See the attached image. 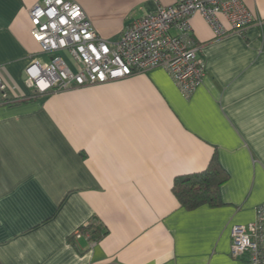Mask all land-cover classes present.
Returning a JSON list of instances; mask_svg holds the SVG:
<instances>
[{
	"label": "crops",
	"instance_id": "0c3cea01",
	"mask_svg": "<svg viewBox=\"0 0 264 264\" xmlns=\"http://www.w3.org/2000/svg\"><path fill=\"white\" fill-rule=\"evenodd\" d=\"M40 1L0 0V75L14 99L34 94L31 61L51 59L30 33ZM72 1L116 42L177 0ZM243 2L255 22L222 38L191 18L206 73L190 97L154 68L0 106V264H248L231 256V232L264 204V0ZM215 157L223 204L186 209L176 178ZM89 225L107 234L76 237Z\"/></svg>",
	"mask_w": 264,
	"mask_h": 264
},
{
	"label": "built area",
	"instance_id": "2783aa9c",
	"mask_svg": "<svg viewBox=\"0 0 264 264\" xmlns=\"http://www.w3.org/2000/svg\"><path fill=\"white\" fill-rule=\"evenodd\" d=\"M195 14L205 19L216 38L241 32L256 20L243 0H177L172 6L160 5L156 11L134 20L112 42L98 34L79 4L72 0H41L29 11L30 33L51 59L45 63L32 60L25 69L27 82L33 92L49 95L163 68L182 94L190 97L206 73L191 25ZM62 53L72 59L73 67ZM14 100L0 75V106ZM81 234L78 231L76 237ZM231 237L233 258L264 264V204L256 209L255 221L235 225Z\"/></svg>",
	"mask_w": 264,
	"mask_h": 264
},
{
	"label": "trees",
	"instance_id": "16d2710c",
	"mask_svg": "<svg viewBox=\"0 0 264 264\" xmlns=\"http://www.w3.org/2000/svg\"><path fill=\"white\" fill-rule=\"evenodd\" d=\"M52 94L54 92L49 95H39L34 92L30 97L15 99L9 105ZM227 179L228 174L215 157L211 160L205 171L177 177L173 191L181 205L189 210L196 209L202 205L221 206L223 202L220 196V188ZM80 230L81 233L88 232L90 239L94 241L101 240L107 234L106 231L97 226L92 227L89 225Z\"/></svg>",
	"mask_w": 264,
	"mask_h": 264
},
{
	"label": "rangeland",
	"instance_id": "374dc122",
	"mask_svg": "<svg viewBox=\"0 0 264 264\" xmlns=\"http://www.w3.org/2000/svg\"><path fill=\"white\" fill-rule=\"evenodd\" d=\"M65 59L71 66H73L72 59L66 54H65Z\"/></svg>",
	"mask_w": 264,
	"mask_h": 264
}]
</instances>
